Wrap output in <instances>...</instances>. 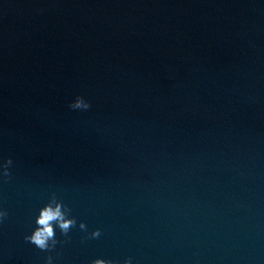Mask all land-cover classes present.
Instances as JSON below:
<instances>
[{"label": "water", "instance_id": "water-1", "mask_svg": "<svg viewBox=\"0 0 264 264\" xmlns=\"http://www.w3.org/2000/svg\"><path fill=\"white\" fill-rule=\"evenodd\" d=\"M97 261L264 264V0H0V264Z\"/></svg>", "mask_w": 264, "mask_h": 264}, {"label": "clouds", "instance_id": "clouds-1", "mask_svg": "<svg viewBox=\"0 0 264 264\" xmlns=\"http://www.w3.org/2000/svg\"><path fill=\"white\" fill-rule=\"evenodd\" d=\"M75 108L87 107V105L83 104L82 102H77L73 105ZM10 163V162H9ZM56 221L59 224L61 230H66L69 224L72 221H63V216L60 211V206L57 204L54 208L49 206L46 207L41 212V216L38 219L37 223L41 226L34 234L30 237V240L40 249H45L48 246V241L51 240L53 236L52 229L50 227V222ZM83 227V225H81ZM94 235H96L94 233ZM96 264H102L101 261H97Z\"/></svg>", "mask_w": 264, "mask_h": 264}]
</instances>
